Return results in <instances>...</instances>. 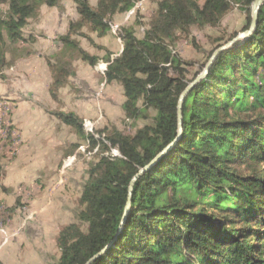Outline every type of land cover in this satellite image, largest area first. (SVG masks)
Wrapping results in <instances>:
<instances>
[{"label": "trees", "instance_id": "obj_1", "mask_svg": "<svg viewBox=\"0 0 264 264\" xmlns=\"http://www.w3.org/2000/svg\"><path fill=\"white\" fill-rule=\"evenodd\" d=\"M61 1L0 0V76L7 46L27 41L41 8ZM141 1L97 0L94 6L73 0L79 18L60 37L62 53L48 58L54 100L76 75L74 60L91 67L104 62L107 84L122 87L127 121L152 119L134 133L114 127L89 133L75 113H53L98 151L76 220L57 235L54 264H87L97 255L91 264H264V2L255 32L221 52L184 99L179 136L180 96L223 44L197 63L176 50L178 34L219 27L235 8L245 15L247 31L256 0H159L143 37L134 27L122 29L116 56L107 51L100 58L74 38L90 40L85 29L108 36L115 17ZM176 140L135 183L122 223L134 176ZM4 174L0 156V188Z\"/></svg>", "mask_w": 264, "mask_h": 264}, {"label": "rangeland", "instance_id": "obj_2", "mask_svg": "<svg viewBox=\"0 0 264 264\" xmlns=\"http://www.w3.org/2000/svg\"><path fill=\"white\" fill-rule=\"evenodd\" d=\"M158 1L142 0L130 13L117 15L104 38L88 29L83 33L90 40L74 38L100 58L107 51L119 55L122 29L134 27L137 36L143 37ZM91 3L96 6L97 0ZM78 18L73 0H62L55 8L43 6L31 22L28 40L6 48L7 67L0 76V156L5 172L4 188H0V264L58 261L57 235L76 220L88 170L97 161V149L54 112L75 113L89 133L113 127L134 133L152 123L151 118L135 124L127 121L122 87L107 84L104 62L91 67L74 60L76 75L60 90L58 100L51 97L53 75L48 58L54 61L53 55L62 53L60 37ZM246 23L245 15L235 8L219 27H194L190 34L179 33L176 50L186 60L202 63L215 46L225 45L231 34L241 33ZM66 57L60 56L62 62L69 59ZM114 151L110 153L116 155Z\"/></svg>", "mask_w": 264, "mask_h": 264}, {"label": "water", "instance_id": "obj_3", "mask_svg": "<svg viewBox=\"0 0 264 264\" xmlns=\"http://www.w3.org/2000/svg\"><path fill=\"white\" fill-rule=\"evenodd\" d=\"M264 0H256L253 3V10H252V21H251V25L250 28L247 31H244L242 33H240L236 38H234L233 40H231L230 42L226 43L225 45L221 46L220 48H218L212 55V57L210 58V60L208 61V63L205 66V69L203 70V72L201 74H199L196 79L183 91V93L180 96L179 99V105H178V133L179 136L182 134L183 131V112H182V106H183V102L184 99L186 98V96L188 95V93L191 91V89L197 84L199 83L202 79H204L209 71L211 66L213 65V63L215 62L217 56L225 51L228 50L229 48H231L234 44H236L239 41H245L247 40L256 30L257 28V24H258V16H259V11L260 8L263 4ZM177 142V140L172 143L170 146H168L150 165L146 166L144 169L140 170L133 178V180L131 181L130 187H129V196H128V200H127V205L125 208V213H124V217H123V221L122 223L125 221L129 211H130V207H131V203H132V197H133V190H134V185L137 182V180L140 178V176L147 171L154 162H156L159 158H161L170 148H172L175 143ZM122 227V225H121ZM99 257V255L95 256L93 259H91L87 264H91L93 263L97 258Z\"/></svg>", "mask_w": 264, "mask_h": 264}, {"label": "crops", "instance_id": "obj_4", "mask_svg": "<svg viewBox=\"0 0 264 264\" xmlns=\"http://www.w3.org/2000/svg\"><path fill=\"white\" fill-rule=\"evenodd\" d=\"M124 103V102H123ZM123 105V104H122Z\"/></svg>", "mask_w": 264, "mask_h": 264}]
</instances>
